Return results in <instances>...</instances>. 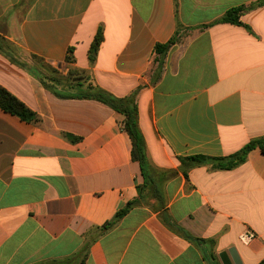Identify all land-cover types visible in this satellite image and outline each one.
Wrapping results in <instances>:
<instances>
[{"label":"crops","instance_id":"1","mask_svg":"<svg viewBox=\"0 0 264 264\" xmlns=\"http://www.w3.org/2000/svg\"><path fill=\"white\" fill-rule=\"evenodd\" d=\"M255 2L0 0V86L39 118L0 109V264H223L230 248L240 264L264 260L260 148L231 170L181 162L264 137V5L212 24ZM90 86L134 96L143 174L121 115L63 97Z\"/></svg>","mask_w":264,"mask_h":264},{"label":"trees","instance_id":"2","mask_svg":"<svg viewBox=\"0 0 264 264\" xmlns=\"http://www.w3.org/2000/svg\"><path fill=\"white\" fill-rule=\"evenodd\" d=\"M33 0H28V4ZM23 2V0H22ZM21 4V2H20ZM264 5V0H256V2L249 7L238 6L227 10L224 15L213 22L216 23H227L234 25H241L239 20L241 14L246 9H251L257 6ZM179 28L176 29L174 36L170 38L166 43L156 44L154 47V52L158 55V63L161 62L162 58L166 55L167 51L177 42L178 40ZM103 41V33L102 29L99 28L93 37V40L90 44V48L88 51V59L89 61H93L94 55L98 51L101 43ZM71 73V71L69 72ZM42 84L47 88L46 83L43 79H41ZM65 98L72 99H89L98 101L109 108H111L115 113L121 115L123 117V130L127 133L131 141V158L133 161L137 162L140 166L142 174L148 170L149 164L145 155V143L143 136L138 127V109L134 102V96H128L124 98H116L107 92L99 89L97 87L90 86L85 88L83 93L78 95H66L63 96ZM0 109L4 112L9 113L18 117L21 121L26 123H38V116L28 109L22 102H20L17 98L11 95L8 91L0 86ZM260 148V150L264 153V137L260 139H255L249 142L246 146H244L237 153L220 158H210L205 156H193L190 158L182 159L181 162H188L187 168L194 165H210L214 170H231L236 168L237 166L244 163L246 159V155L250 150L255 148ZM186 176V172H184ZM135 202L128 203L124 208L118 210L112 220L105 223L103 226L98 228L99 232H104L108 228L112 227L115 223H117L124 215H126L129 210L133 207ZM60 264V263H54ZM264 264V260L260 263Z\"/></svg>","mask_w":264,"mask_h":264},{"label":"water","instance_id":"3","mask_svg":"<svg viewBox=\"0 0 264 264\" xmlns=\"http://www.w3.org/2000/svg\"><path fill=\"white\" fill-rule=\"evenodd\" d=\"M220 259L223 264H240L239 257L234 248H230L228 252L221 253Z\"/></svg>","mask_w":264,"mask_h":264},{"label":"built area","instance_id":"4","mask_svg":"<svg viewBox=\"0 0 264 264\" xmlns=\"http://www.w3.org/2000/svg\"><path fill=\"white\" fill-rule=\"evenodd\" d=\"M253 238L254 234L250 230H246L239 236V240L244 244L249 243Z\"/></svg>","mask_w":264,"mask_h":264}]
</instances>
